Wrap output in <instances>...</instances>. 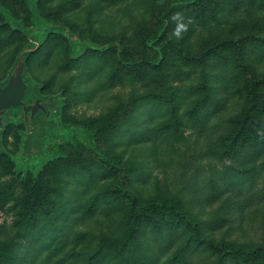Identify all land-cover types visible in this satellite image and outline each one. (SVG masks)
I'll return each mask as SVG.
<instances>
[{
  "label": "rangeland",
  "instance_id": "374dc122",
  "mask_svg": "<svg viewBox=\"0 0 264 264\" xmlns=\"http://www.w3.org/2000/svg\"><path fill=\"white\" fill-rule=\"evenodd\" d=\"M171 1L0 0L1 7L12 13L27 33L33 30L34 8L39 6L47 22L74 34L73 38L49 35L41 50L27 61L26 78L35 90L51 98L56 117L53 122L44 115L37 118L42 124L39 144L27 146L32 134L21 106L5 120L0 192L11 193L12 197L0 207V244L15 233L9 207L19 202L18 208H22L33 198L42 205L46 195L51 198L45 205L60 200L68 210L78 207L73 224L76 229L91 237L106 233L118 243L124 241L126 201L121 200L109 217L88 214L90 193L81 183L82 173H100L103 165L84 147L81 135L68 139L56 133L81 128L101 149L123 161L129 177L127 185L141 203L180 198L191 218L201 221L218 217L222 211L223 225L207 229L204 235L214 246L196 252L194 264H215L217 250L264 245V192L242 196L243 210L236 209L239 203L230 209L227 200H210L212 182L224 164L231 162L224 150L226 133L231 130L224 129L226 124L231 125V119H245L248 135L256 141L264 140V85L257 89V96L243 92L244 71L235 66L240 63L237 44L250 45L257 37H264V0L260 5L253 0H200L198 5L179 11L164 29L156 17ZM7 24L0 13V83L29 43L24 33ZM145 37L154 39L163 50L162 62L157 61ZM68 42L75 45V54H71ZM108 43L115 44L114 49L99 53L98 49ZM119 46L131 60L151 54L149 58L156 59L157 65L125 68L119 60ZM179 47L189 54L204 53V59L188 60ZM71 56L74 61H70ZM257 60L252 73L264 76V56ZM203 105L212 107L207 120L197 124L196 114ZM160 109L162 117L156 124L171 123L177 116L186 124L179 130L167 129L168 134L158 143L126 139L125 129L134 119L131 111L147 123ZM116 179L117 175L108 178L109 186L113 187ZM255 183L254 191L263 189L264 165ZM143 228L149 235L146 241L151 242L152 223L144 222ZM35 231L19 238L24 252L27 245L35 243L30 237ZM261 255L251 264L264 261V250ZM166 257L162 254L160 261Z\"/></svg>",
  "mask_w": 264,
  "mask_h": 264
},
{
  "label": "trees",
  "instance_id": "16d2710c",
  "mask_svg": "<svg viewBox=\"0 0 264 264\" xmlns=\"http://www.w3.org/2000/svg\"><path fill=\"white\" fill-rule=\"evenodd\" d=\"M253 1L254 4L263 2V0ZM199 3L200 0H173L168 7L158 12L156 19L166 29L172 17L177 15L179 11ZM1 6L0 13L9 23L7 25L24 33L29 41L19 52L13 68L18 62L21 52L27 47L32 48L26 53L25 58L24 77L29 85L25 101L27 103L34 102L36 96H39L47 100L45 102L46 109L52 111L50 114L46 112L38 113L34 123L29 119L35 128H38L40 124L38 139L33 143L31 140L34 137V132L29 126L23 111L24 120L27 126L30 127L32 134L27 146L31 144L38 145L42 124L36 121L37 118L40 115H44L48 122H53L56 117L51 107V98L35 90L34 86L26 78L27 61L32 55L41 50L49 35L73 38L74 34L66 27L54 26L47 22L41 15L39 6L34 8L33 30L27 33L12 13ZM165 33V31L161 32L162 36ZM144 40L148 47L154 49L157 54V61L162 62L165 58V53L163 50L160 51L158 43L154 39L146 37ZM237 45L239 55L237 58L240 63H236L235 66H241V68L239 67L240 72L244 71L245 75L242 91L257 96V89L264 85V76L258 77L252 73L253 62H257V58L264 56L262 51L264 37H257V41L250 45H242L241 43ZM74 46V44L68 42L71 54L77 52ZM114 46L115 44L108 43L99 48V51L96 49L95 52L107 54L108 51L114 49ZM151 49L150 51L152 52ZM178 51L192 61L202 60L205 56L204 53L199 55L189 54L182 47H179ZM251 53L252 56H250ZM150 55H145L138 60H131L126 55V52H123V48L119 46V60L125 68H145L149 64L151 66L157 65L155 64L156 59L149 58ZM73 58L71 56L70 61H74ZM13 68L10 70L6 80L0 83V86L6 83ZM18 107L8 111L5 120ZM211 107L212 105H203V109L198 111L195 119L197 124L207 120V114ZM162 110L160 109L158 113L150 117L147 123L135 117L134 111H131L129 114L134 119L130 121V124L125 129L127 133L126 139L128 137L135 138L138 143H158L160 138H164L168 134L167 129L179 130L186 124L178 116L171 123L156 124V119L162 117ZM149 116L146 115V117ZM231 121L232 124H226L224 128L231 129L226 133L228 138H225L227 141L224 145L225 154L228 155L231 162L224 164L222 172L212 182L210 200H222V203L227 200L229 201L228 206L230 209L239 203L236 209L243 210L242 196L248 198L251 193L257 195L260 192H264V186L263 189L259 188L258 191H254L259 169L264 165V140L256 141L255 137L248 135L244 130L247 129V121L245 119H231ZM3 132L4 126L0 133L1 149ZM56 133L68 139L75 137L76 134L81 135L84 147L99 159L103 165L100 173H94L93 171L82 173L81 183L86 193H90V205L87 213L91 215L99 213L109 217L120 206L121 200L124 199L126 201L125 212L127 218L126 238L122 243H118L116 240L109 238L106 233H99L101 236L94 235L91 237L87 232L76 229L73 224L78 218V207L73 206L71 210H68L64 201L60 200H55L56 202L53 205H50V203L45 205V202L51 198L46 195L42 205L37 204L35 198H33L29 204H25L22 208H18L19 202L9 207V210H13L14 224L12 229L15 233L0 244V264H194L196 252H202L214 246L213 241L207 236L204 237V235L207 229L216 230L223 225L225 221L221 215V210L218 217H211L201 221L191 218L189 212L183 208L180 198L173 202L153 200L141 203L138 196L128 187L129 177L125 165L121 159L116 158L115 153H108L101 149L95 143L93 136L88 134L85 129H61L56 131ZM0 154L2 153L0 152ZM244 154L245 157L243 156ZM114 175H117V179L116 184L112 187L107 183V179ZM102 179H104L103 182H101ZM11 197V193L4 194L0 192V207L6 206ZM223 205L221 204V207ZM218 211L219 209L213 213ZM72 220L73 222L71 223ZM167 221L169 225H167ZM144 222L152 223L150 230L151 242L146 241L149 235L145 233L143 228ZM32 230H36L35 233L30 235L31 238L35 239V243L27 245V249L24 252L19 238H23L27 232ZM185 236L188 238L183 240ZM155 245H159L160 248L156 249ZM263 248L264 245L261 244L255 249L239 247L236 249L217 250L215 251V255L217 253L215 264L256 263L262 258L261 252H263ZM162 254H166L167 257L161 262L160 256ZM260 264H264V261L260 262Z\"/></svg>",
  "mask_w": 264,
  "mask_h": 264
},
{
  "label": "water",
  "instance_id": "95a60500",
  "mask_svg": "<svg viewBox=\"0 0 264 264\" xmlns=\"http://www.w3.org/2000/svg\"><path fill=\"white\" fill-rule=\"evenodd\" d=\"M32 48L27 47L24 49L18 59L17 64L13 68L8 80L5 84L0 86V133L5 123L6 114L14 107L21 106L23 108L26 119L28 120L29 126L34 132V137L31 142H35L38 139L39 126L35 128L33 123L35 117L40 112L51 113V110L46 109L45 102L47 100L36 96L34 102L27 103L25 97L27 95L28 83L24 77L25 69V58L26 53ZM31 119L33 123H30Z\"/></svg>",
  "mask_w": 264,
  "mask_h": 264
}]
</instances>
